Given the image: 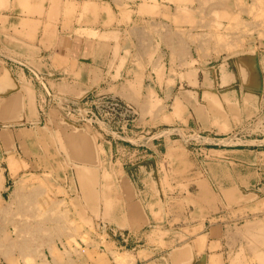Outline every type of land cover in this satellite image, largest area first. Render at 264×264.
<instances>
[{"label": "crops", "instance_id": "crops-1", "mask_svg": "<svg viewBox=\"0 0 264 264\" xmlns=\"http://www.w3.org/2000/svg\"><path fill=\"white\" fill-rule=\"evenodd\" d=\"M213 86L218 109L206 97ZM50 93L63 99L83 95L81 101L105 95L133 105V138L120 136L115 126L104 127L111 151L118 145L165 150L194 114L197 129L191 131L201 139L206 158L205 179L196 184L195 196L162 195L155 208L148 204L153 195L148 179L161 172L158 154L148 159L155 162L153 169L143 162L146 157L133 169H114L119 196L114 182L99 186L100 179L86 195L94 211L95 198L107 191L106 217L92 216V221L117 234L124 247L148 238L147 227L169 232L163 242L184 238L186 245L167 258L148 245L135 256L124 253L125 264H264V133H256L259 125L253 123L264 114V0H0V131L45 122ZM6 147L12 145L0 137V263L35 258L49 264H108L93 249L75 259L63 255L55 250L57 239L46 242L43 257L21 254V222L40 221L23 197L41 188L39 180L50 193L51 176L31 173L30 159L15 157ZM87 169L101 177L96 168ZM134 177L143 186L138 192L128 182ZM42 210H54L49 221L66 225L63 206ZM233 219L239 222L232 224Z\"/></svg>", "mask_w": 264, "mask_h": 264}, {"label": "rangeland", "instance_id": "rangeland-1", "mask_svg": "<svg viewBox=\"0 0 264 264\" xmlns=\"http://www.w3.org/2000/svg\"><path fill=\"white\" fill-rule=\"evenodd\" d=\"M30 70L37 72L34 68H30ZM38 80L40 83L39 86L46 92L47 88L45 87L47 86L42 83L43 80ZM211 92L216 94L214 86ZM50 94L51 101L50 99L47 101L45 100L47 109L50 108L49 116L45 109V122L41 121L30 127L20 126L15 128L17 130L11 133L0 131L1 139L7 143V145H12V147H6L8 152H11L15 157L17 156L21 159H30L32 162V164H29L31 173H42V171H45L49 173L47 175L51 176L50 193L48 187L46 189V184L43 186V180H39L40 187L46 189L45 194H40L41 188H35L34 191L32 190L30 192V196L26 194L25 196L22 195V197L24 196L22 202L31 204V214L40 221L34 222V225H32L30 221L21 222V233L19 237L21 254L27 253L28 255V252H30V254H35L37 257H43L45 253L48 254L46 252V242L57 239V247H55V250L57 252H62L63 255L66 254L68 256L72 254V257L75 259L76 255H80L82 250L84 251L83 253L87 252L86 254H89L88 251L93 249L94 254L97 255L98 253L99 256H102L100 259L106 260L108 264H123L125 263L123 257H126L124 253L135 256L138 250L144 249L148 245H155L157 252L166 258L173 250H176L181 245L185 246L186 244L181 242L184 240L183 237L179 238V242H163L162 239L168 236L169 232L163 233V231L161 233L159 228L152 231L151 227H147L143 230V233L146 234L148 238H141V242L129 243L124 247V245L119 242L121 238L118 237L117 234L112 233L113 231H110L108 227L102 223H93L92 221V216H95L98 221H103L104 217H106L102 215V211L107 210V205L103 200L104 197L108 196V194L106 196L107 191L104 192V195H99L95 198L94 211L92 210L93 204L86 199V195H92V182H96L98 185V179H100L101 182H99V186H102V183L107 184V181L114 182L116 184V186H114L116 188V193H118L117 196H119L121 193V181L115 177L114 169L120 171V173L123 172V168L124 170L126 168L133 169L140 165L138 163L141 161V157H146V160H143V162L146 161V163H148L147 168L150 167L153 169L155 168V162L152 163V161H148V159L150 156L154 157L155 154H158V159L160 160L158 163L162 164L160 167L161 172H158L157 169L155 176L152 179H148V194H153L151 195V202L148 204H153L152 207L155 208L156 201H158V204L162 202L163 198H160L162 195L163 197L170 195L174 199L177 196H181L183 193H186L187 197L190 198L195 196L196 184L201 179H205L204 169L206 158L204 150L201 149L203 147H201L199 142L201 139L193 134L194 130L191 131L192 129H197V127H194V114L192 115L191 112L192 118L190 120V126L186 128V131L179 130L173 137L171 136V141L173 143H170L172 145H169L165 150L163 148L156 151L157 148L153 149L151 147L147 148L131 145L127 147L118 145L114 151H111L108 145L104 143V140L108 141V132L104 127L111 125L115 126L121 133H119L120 136L123 137L125 135H123V133L125 132L128 139L133 138L135 132L133 134L129 131L134 130L137 117V110L133 105L132 107L135 109L136 115L126 119L128 120V130L124 131L120 127L121 124H117L116 120H111L109 122L105 120L106 118L102 119L99 117L98 120L100 123H97V120L92 117V113L98 116V111L91 106L84 107L82 104H79L84 102L79 100L83 95L78 96L77 99H63V97L61 98V96L57 94ZM60 101L63 102L59 103ZM199 102L203 101L200 100ZM42 104H44V102ZM80 109L82 110L80 111ZM192 110L194 109L192 108ZM186 115H189L188 111H186ZM203 117L202 120L199 119L201 126L205 123ZM259 117L260 116L257 118L260 119ZM224 120H226L225 124H227V118L224 117ZM218 124L219 123H217V125ZM256 133L262 134L264 131L261 128L260 132ZM76 135L78 138L75 140ZM199 135L205 136L204 133ZM14 142L16 146L13 145ZM135 143L138 144V142ZM141 148L146 150L143 151ZM172 148L175 150L171 151L170 149ZM92 150V157H86L85 152H90ZM113 161L117 164L113 165ZM87 167H93L99 170L101 177L96 175L95 178V175L92 174L93 170L87 169ZM109 170H112L113 174L109 173ZM158 173L160 174L158 175ZM35 181H37V179H35ZM128 182L132 184L136 191L143 187L141 181L136 177L132 178L131 182L128 180ZM65 184L67 185L66 191L63 187ZM134 188L132 191L134 197L132 198H137L138 194ZM8 194L9 192L6 194L7 197ZM6 196L5 199H7ZM173 198L171 199L174 200ZM61 199L62 201H59ZM185 202H187V200H185ZM60 204L66 210V213L64 212L61 217L62 219L65 217L67 219L66 225L62 227H59L58 222L52 221L56 214L54 210L50 212L42 210L45 205H51V207H55L59 210L61 207ZM27 214L30 213L27 212ZM253 216L257 217L258 215ZM253 216H250L249 219ZM260 216H264V213H261ZM45 218H48V221H44ZM49 218L52 220L49 221ZM231 222L232 224H236L239 221L233 219ZM96 223H99V225H96ZM177 225L181 227L180 225L182 224L179 223ZM11 231L12 229L9 228V232ZM41 237L45 238L42 239ZM29 240H33V243L29 242ZM90 257H92V255H90ZM41 262L42 263H40L38 259L35 261L34 258L33 260L27 259L21 261L20 264H49L50 261L46 262L45 260ZM137 264H143V262H138Z\"/></svg>", "mask_w": 264, "mask_h": 264}, {"label": "built area", "instance_id": "built-area-1", "mask_svg": "<svg viewBox=\"0 0 264 264\" xmlns=\"http://www.w3.org/2000/svg\"><path fill=\"white\" fill-rule=\"evenodd\" d=\"M79 104H82L84 107L91 106L98 111V116L92 113V117L97 120V123H100V121L98 120L99 117L102 119L106 118L105 120L109 122L111 120H116L117 124H121L120 127L124 131L128 130V120L126 119L134 117L136 115V111L132 107V105L122 102L114 97H108L105 95L94 96L91 99L85 100L84 102H81ZM81 110L82 109H80V111ZM259 118L260 119H254L253 123L259 125L258 130L260 132L261 128L264 131V114ZM258 130L256 132H258Z\"/></svg>", "mask_w": 264, "mask_h": 264}, {"label": "bare ground", "instance_id": "bare-ground-1", "mask_svg": "<svg viewBox=\"0 0 264 264\" xmlns=\"http://www.w3.org/2000/svg\"><path fill=\"white\" fill-rule=\"evenodd\" d=\"M149 6V5H148ZM140 7H142V5L140 6ZM155 9V8H154ZM152 10V9H151ZM253 24V23H252ZM254 26V25H253ZM211 29H212V27H211ZM246 62V61H245ZM255 65H256V63H255ZM258 80V79H257ZM261 84V83H260ZM259 85V84H258ZM229 92V91H228ZM210 93V92H209ZM232 96H234V95H232ZM206 97H208V102H209V104L211 105V107L212 108H215V109H218V108H220V102H219V100L216 98L217 97V95L216 94H212V96L211 95H206ZM60 99V98H59ZM57 100V99H56ZM231 101V100H230ZM63 102V101H62ZM61 101L59 102V103H62ZM72 102V101H71ZM37 116V115H36ZM82 137V136H81ZM78 137H77V135H76V137H75V140L77 139ZM93 154V150L92 151H90V152H85V156L86 157H88V158H90V156ZM92 157V156H91ZM183 249V248H182ZM181 249V250H182ZM193 252V251H192ZM186 252L184 251H181L179 254H185ZM170 261V260H169ZM128 262V261H127ZM127 262H125V263H127ZM124 263V264H125ZM130 263V262H129ZM132 263V262H131ZM120 264H122V263H120Z\"/></svg>", "mask_w": 264, "mask_h": 264}]
</instances>
